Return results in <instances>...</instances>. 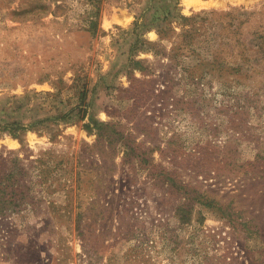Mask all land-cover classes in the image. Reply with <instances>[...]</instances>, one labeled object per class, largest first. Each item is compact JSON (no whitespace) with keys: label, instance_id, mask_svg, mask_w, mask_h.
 Instances as JSON below:
<instances>
[{"label":"rangeland","instance_id":"rangeland-1","mask_svg":"<svg viewBox=\"0 0 264 264\" xmlns=\"http://www.w3.org/2000/svg\"><path fill=\"white\" fill-rule=\"evenodd\" d=\"M263 42L264 0H0V264H264Z\"/></svg>","mask_w":264,"mask_h":264},{"label":"trees","instance_id":"trees-1","mask_svg":"<svg viewBox=\"0 0 264 264\" xmlns=\"http://www.w3.org/2000/svg\"><path fill=\"white\" fill-rule=\"evenodd\" d=\"M94 18H91L89 20V26L88 30L95 34L97 32V26H98V10L93 12ZM262 14V13H261ZM185 19V18H183ZM257 35H259L260 31H254ZM186 44V42L184 43ZM181 46H179L180 48ZM263 52H264V42L261 46ZM133 65H138V61H133ZM41 81V80H40ZM86 98L85 90H83L80 93V99L83 102ZM80 108H78L79 110ZM81 110V109H80ZM79 110V111H80ZM80 119H83V117H80ZM14 125L17 126L15 129L14 127H10V131L13 133V137L17 138L18 135L14 133L15 130H22L24 131L26 126L24 124L20 123H14ZM13 126V125H12ZM83 128L89 133L96 135V142L97 144H101V146H104V142L108 144V147L116 148L117 147H123L124 152V159L125 160H131L133 158H137L141 162H147L148 166L147 168L151 171V175L156 183H165L168 185H171L172 187H175L177 191H183V197L185 198V202L179 204V206L176 208L175 212L176 215L179 217L181 222L187 221V214L189 213V210H185L184 206H186V202L194 201V202H200L201 204H204L205 206H213L215 207L216 204H218L213 198L206 197L205 202H201L199 198V193H194L189 191L188 187L189 184H185L183 181L178 180L175 177V174L167 171L163 166L159 164H154L152 162L153 158L148 157V152L144 149L143 145L141 143H137L131 136L125 135L120 131L119 129H116L113 125L105 122H98L95 121L92 124L85 123L83 124ZM4 130V129H3ZM151 150H149L150 152ZM194 193V194H193ZM13 194V193H12ZM191 210V207H190Z\"/></svg>","mask_w":264,"mask_h":264}]
</instances>
